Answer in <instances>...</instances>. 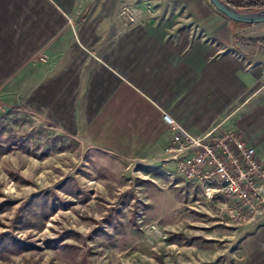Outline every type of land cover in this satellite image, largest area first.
I'll use <instances>...</instances> for the list:
<instances>
[{
	"label": "rangeland",
	"instance_id": "obj_1",
	"mask_svg": "<svg viewBox=\"0 0 264 264\" xmlns=\"http://www.w3.org/2000/svg\"><path fill=\"white\" fill-rule=\"evenodd\" d=\"M114 23L123 33L215 29L242 61L264 42L263 23L231 21L208 0H123ZM16 89L0 86V264H264L263 206L239 211L180 179L165 159L170 141L155 153L115 139L124 124L114 122L129 117L101 112L83 131L69 114L80 102L20 100Z\"/></svg>",
	"mask_w": 264,
	"mask_h": 264
},
{
	"label": "crops",
	"instance_id": "obj_2",
	"mask_svg": "<svg viewBox=\"0 0 264 264\" xmlns=\"http://www.w3.org/2000/svg\"><path fill=\"white\" fill-rule=\"evenodd\" d=\"M122 2L0 0V86H17L20 100L80 102L81 113L69 114L83 131L101 112L129 117L112 133L132 149L169 144L167 113L195 134L233 128L264 158V42L242 61L231 39L219 47L215 29L202 37L161 24L118 32Z\"/></svg>",
	"mask_w": 264,
	"mask_h": 264
},
{
	"label": "built area",
	"instance_id": "obj_3",
	"mask_svg": "<svg viewBox=\"0 0 264 264\" xmlns=\"http://www.w3.org/2000/svg\"><path fill=\"white\" fill-rule=\"evenodd\" d=\"M126 16L131 22L135 15ZM162 118L171 133L165 159L176 176L226 197L239 211L263 212L258 206L264 210V162L235 129L215 126L194 135L169 114Z\"/></svg>",
	"mask_w": 264,
	"mask_h": 264
},
{
	"label": "water",
	"instance_id": "obj_4",
	"mask_svg": "<svg viewBox=\"0 0 264 264\" xmlns=\"http://www.w3.org/2000/svg\"><path fill=\"white\" fill-rule=\"evenodd\" d=\"M210 4L222 15L231 21L244 24H260L264 22V9L256 11H241L223 0H208Z\"/></svg>",
	"mask_w": 264,
	"mask_h": 264
},
{
	"label": "trees",
	"instance_id": "obj_5",
	"mask_svg": "<svg viewBox=\"0 0 264 264\" xmlns=\"http://www.w3.org/2000/svg\"><path fill=\"white\" fill-rule=\"evenodd\" d=\"M223 1L229 4L230 6L241 11H256V10L264 9V0H223Z\"/></svg>",
	"mask_w": 264,
	"mask_h": 264
}]
</instances>
